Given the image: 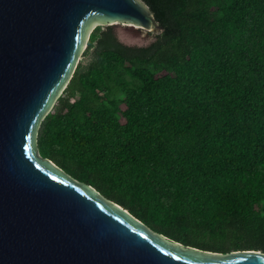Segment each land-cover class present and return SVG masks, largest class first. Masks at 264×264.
<instances>
[{
    "label": "trees",
    "instance_id": "16d2710c",
    "mask_svg": "<svg viewBox=\"0 0 264 264\" xmlns=\"http://www.w3.org/2000/svg\"><path fill=\"white\" fill-rule=\"evenodd\" d=\"M146 44L96 26L36 147L184 245L264 252V0H143Z\"/></svg>",
    "mask_w": 264,
    "mask_h": 264
},
{
    "label": "water",
    "instance_id": "95a60500",
    "mask_svg": "<svg viewBox=\"0 0 264 264\" xmlns=\"http://www.w3.org/2000/svg\"><path fill=\"white\" fill-rule=\"evenodd\" d=\"M96 19L143 40L127 44L162 28L143 0H0V264H264L261 250L223 254L155 232L41 157L39 122Z\"/></svg>",
    "mask_w": 264,
    "mask_h": 264
},
{
    "label": "rangeland",
    "instance_id": "374dc122",
    "mask_svg": "<svg viewBox=\"0 0 264 264\" xmlns=\"http://www.w3.org/2000/svg\"><path fill=\"white\" fill-rule=\"evenodd\" d=\"M116 22V24H113L115 27H116V30H117V33H118V36H119V38L124 42V38H126V39H129V40H131V41H133V42H142L143 40L142 39H138L137 37H131L130 35H127V34H124L123 33V30L122 29H120L121 27H123L124 26V24H122L121 22H119V21H115ZM118 22V23H117ZM114 23V22H113ZM104 25H107V23H105V22H102V21H99L98 19H96V22H95V24H94V26H93V28H92V30L96 27V26H104ZM144 31H146V30H143V31H141V33H140V36L143 38V39H147V38H149V36H152V38L150 39V40H152L153 39V34L155 33V32H151V31H147L146 33L144 32ZM89 38V37H88ZM87 41H88V39H87ZM87 41H86V43H85V45H84V47H83V49H82V51H81V53H80V55H79V57H78V60H77V62H76V64H75V66H74V69L76 68V66H77V64H78V62H84V61H86L87 59H88V54H85L84 53V50H85V48H86V45H87ZM138 45H141L142 43H137ZM73 72V71H72ZM57 99V98H56ZM56 99L54 100V102L52 103V106H51V108H50V110L53 108V106H54V104H55V102H56ZM233 251H238V250H233Z\"/></svg>",
    "mask_w": 264,
    "mask_h": 264
}]
</instances>
